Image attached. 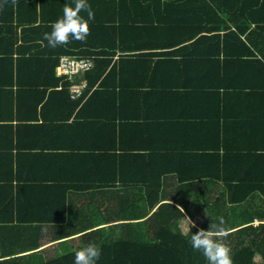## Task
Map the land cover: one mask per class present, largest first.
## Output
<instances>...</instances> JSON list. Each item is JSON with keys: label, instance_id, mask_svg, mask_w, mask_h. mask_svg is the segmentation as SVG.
Here are the masks:
<instances>
[{"label": "trees", "instance_id": "obj_1", "mask_svg": "<svg viewBox=\"0 0 264 264\" xmlns=\"http://www.w3.org/2000/svg\"><path fill=\"white\" fill-rule=\"evenodd\" d=\"M87 2L95 19L86 43L54 49L37 41L73 0H18L15 7L9 0L0 15V39L13 45L1 50V68L52 64L54 84L43 86H61L67 114L59 126L63 135H76V144L61 149L76 150L83 168L76 182L42 183L19 172L0 181V264H74L75 252L90 242L101 249L96 264H207L189 242L199 228L184 233L185 213L168 201L192 215L195 202L184 201L183 186L200 182L224 188L208 196L201 229L223 218L233 264H264V223L252 224L264 219V206L255 205L256 195L264 200V0ZM63 55L90 58L93 67L71 79L59 76ZM83 79L84 94L72 99L69 86ZM159 101L176 105L153 116L142 107ZM130 102L143 112L125 114ZM145 125L160 127L165 140L129 143L126 131ZM195 132L214 135L215 143L200 144ZM168 176L175 189H166ZM74 189L76 203L68 195ZM45 228L56 237L44 236Z\"/></svg>", "mask_w": 264, "mask_h": 264}, {"label": "crops", "instance_id": "obj_2", "mask_svg": "<svg viewBox=\"0 0 264 264\" xmlns=\"http://www.w3.org/2000/svg\"><path fill=\"white\" fill-rule=\"evenodd\" d=\"M6 9L8 11L10 8ZM5 13H7L6 10L2 9L0 15L4 17ZM0 23L3 22L0 20ZM20 30L21 29H19V31ZM19 35L21 36V34ZM21 41L22 39L20 38L19 42ZM34 41L35 40H33V42L23 41L24 43L21 45L27 47L30 46L31 43H34ZM10 47H13L10 41L0 39V52L4 49H10ZM31 51H33V48L30 50V53ZM30 53H27L25 57H29ZM29 64L34 68L29 69ZM51 72L52 64L45 66L43 60L33 61V63L32 61H21L18 71L16 72L11 71L9 67L2 69L0 65V181L9 179L12 174L17 172L24 178L42 179V183L43 181L45 183H50L51 178L59 179L61 177H68L74 179L76 182V178L80 177L83 168L81 167V160L79 157H76V150L68 151V154H65L64 149H61L63 145L65 147L66 144H76V135H73V137L63 135V128L59 126V123L65 121L64 117L67 114L65 108H67V106L65 104L64 95L57 92L61 90V86H49L50 84H54V76L51 75ZM57 75H59L58 71ZM45 83L49 84L47 89L43 86ZM21 84H25L26 88L23 85L22 87L24 88H22ZM42 89H46V92L41 98ZM133 103L136 105V108L141 104L135 100ZM133 103H127L129 108L125 111V114H138L139 111L143 112L145 107H150L151 111H148V115H161L159 111L166 112L173 110L172 105H176L175 103H164V101H159L156 104L152 103L148 106L143 104V106L141 105L144 108L143 110L140 109L134 112L132 110ZM188 104H195V102L191 101L188 102ZM195 105L198 106V102H196ZM192 106L194 107V105ZM124 109H126V107H124ZM41 125H48V127L41 129L42 127H39ZM153 127V125L152 127L145 125V127L128 129L125 138L129 140V143L132 145L141 144V146H154L156 143V146H158L157 142H160L162 139L165 140V138L161 136L160 127H155L153 131H150ZM165 130L170 131L169 129ZM194 134L200 133L195 132ZM203 139H205V141H203ZM214 139V135L205 136L204 134H200L198 137H195V140L200 141V144H204L205 142H207L206 144H213L215 143ZM59 146L60 149H58ZM45 150L50 152L54 150L51 153L56 154L52 156L44 154L43 151ZM70 153H73V155H70ZM17 157L20 158L19 163H17L18 166L15 165V159ZM153 158H155V156ZM12 159H14L15 162L13 169L11 166ZM108 165L110 164L108 163ZM107 168L106 166L105 169ZM109 170H111L110 167L108 171ZM200 183L193 186H183L182 194L183 196L186 195L184 201L188 203L192 201L195 202L192 215H189L187 210L176 203V199L168 200L184 210L185 215L180 220L181 230L184 233L190 229L188 219L195 223V227L199 229L203 227L208 217L206 204L208 196L212 194L213 196L217 195L216 197H219V188H223V183H216L215 185H206L204 182ZM165 185L167 190H172L178 186V183L175 179L168 176ZM104 190L111 191L109 186H105ZM68 195L73 199V202L76 203V189L70 191ZM108 196L109 195L106 194L105 198ZM256 197L258 199L255 205L259 206L258 202H260L261 206H264V200H261V195H256ZM107 201L109 202V198ZM107 201L105 202L106 205L108 204ZM260 223H264V219L259 220V218H255L252 222L253 225H258ZM183 224L186 230L183 229ZM43 235L54 239L56 237L55 229L45 228ZM75 238L76 235L64 239L68 241L71 239L75 240ZM58 241L59 240L51 241L45 246L55 245Z\"/></svg>", "mask_w": 264, "mask_h": 264}, {"label": "clouds", "instance_id": "obj_3", "mask_svg": "<svg viewBox=\"0 0 264 264\" xmlns=\"http://www.w3.org/2000/svg\"><path fill=\"white\" fill-rule=\"evenodd\" d=\"M8 2L9 0H3L0 3V10ZM17 2L18 0H11L12 6L15 7ZM82 12L87 13V18L81 15ZM94 19L95 14L87 0H73V4H65L62 17L51 24V32L44 33L43 39L38 40L37 43L41 47L47 46L53 49L73 41L86 43L87 37L91 34L90 22ZM45 40L48 42L47 45L44 44ZM180 210L184 211L182 208ZM188 221L191 231L196 225L189 219ZM224 224L225 221L220 218L218 224L211 223L207 230L199 229L195 234H191L189 242L193 250L201 252L207 264H233L231 249L224 243V238L229 234ZM100 255V247L90 242L75 252L74 264H96Z\"/></svg>", "mask_w": 264, "mask_h": 264}, {"label": "built area", "instance_id": "obj_4", "mask_svg": "<svg viewBox=\"0 0 264 264\" xmlns=\"http://www.w3.org/2000/svg\"><path fill=\"white\" fill-rule=\"evenodd\" d=\"M94 61L90 58H76L75 56L63 55L60 58L57 71L58 74L71 79L74 75L82 74L93 67ZM88 86L87 80L72 82L69 86L70 96L72 99H78L84 94Z\"/></svg>", "mask_w": 264, "mask_h": 264}, {"label": "rangeland", "instance_id": "obj_5", "mask_svg": "<svg viewBox=\"0 0 264 264\" xmlns=\"http://www.w3.org/2000/svg\"><path fill=\"white\" fill-rule=\"evenodd\" d=\"M182 227H183L184 230H186V228L184 227V224H183ZM256 259H257V260L260 259L259 256H257Z\"/></svg>", "mask_w": 264, "mask_h": 264}]
</instances>
